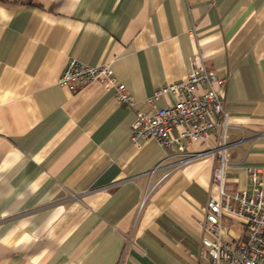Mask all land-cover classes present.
I'll list each match as a JSON object with an SVG mask.
<instances>
[{"label":"crops","instance_id":"crops-1","mask_svg":"<svg viewBox=\"0 0 264 264\" xmlns=\"http://www.w3.org/2000/svg\"><path fill=\"white\" fill-rule=\"evenodd\" d=\"M194 54L227 80L225 191H249L248 167L264 177V0H0V264L206 263L219 160L172 168L155 141H131ZM70 60L109 62L134 109L98 83L61 87ZM244 232L223 221L224 241Z\"/></svg>","mask_w":264,"mask_h":264},{"label":"built area","instance_id":"built-area-1","mask_svg":"<svg viewBox=\"0 0 264 264\" xmlns=\"http://www.w3.org/2000/svg\"><path fill=\"white\" fill-rule=\"evenodd\" d=\"M195 39V33H190ZM88 83H98L107 92H114L115 100L127 109H134L135 101L116 78L111 64L85 66L70 60L59 85L75 93ZM226 78L209 71L200 54L190 58V73L185 80L173 82L155 90L146 102V111L137 112L131 126V141L150 139L166 149L169 158L180 159L169 167L179 168L207 156L219 160L212 172V182L218 186V196L209 198L204 227L208 234L201 242L198 258L205 264H264V177L261 170L246 169L251 189L228 193L225 191L227 116L224 90ZM172 103L156 108L161 98ZM215 136V146L204 151H191L193 145L204 144ZM158 166L156 169H159ZM240 224L245 232L234 241L222 238L223 221Z\"/></svg>","mask_w":264,"mask_h":264}]
</instances>
